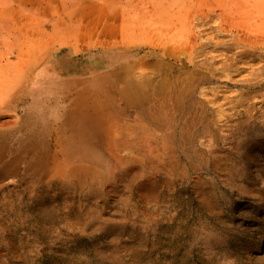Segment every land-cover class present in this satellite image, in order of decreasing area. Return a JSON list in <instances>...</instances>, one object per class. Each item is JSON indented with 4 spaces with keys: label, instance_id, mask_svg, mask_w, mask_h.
I'll list each match as a JSON object with an SVG mask.
<instances>
[{
    "label": "bare ground",
    "instance_id": "6f19581e",
    "mask_svg": "<svg viewBox=\"0 0 264 264\" xmlns=\"http://www.w3.org/2000/svg\"><path fill=\"white\" fill-rule=\"evenodd\" d=\"M78 1L58 0L47 14L27 6L37 16L24 29L0 1V245L13 228L21 231L20 247L24 234L36 247L64 245L43 264H129L144 254L150 262L194 233V202L206 193L192 177L209 164V145L194 148L184 93L162 77L147 84L133 78L140 47L98 40L83 64L78 32L66 27ZM99 4L119 16L122 32L136 23L131 12L143 16L158 2ZM214 161L227 166L228 158ZM181 187L194 195L182 200ZM166 223L174 232L168 240ZM257 231L260 238L264 224Z\"/></svg>",
    "mask_w": 264,
    "mask_h": 264
},
{
    "label": "rangeland",
    "instance_id": "374dc122",
    "mask_svg": "<svg viewBox=\"0 0 264 264\" xmlns=\"http://www.w3.org/2000/svg\"><path fill=\"white\" fill-rule=\"evenodd\" d=\"M0 1L22 29L37 16L27 6L47 14L58 2ZM99 2L79 0L76 10L67 13L66 27L78 32V46L84 49L83 64L92 59L94 52L86 50L98 40L106 46L122 41L140 47L144 56L136 58L133 78L146 84L165 79L169 90L184 93L181 107L195 119L194 148L202 152L198 144L209 145V164L192 177L206 193L203 201L197 197L194 202V233L182 234L150 262L144 254L129 264H264V233L257 237V227L264 224V0H156L157 9L149 6L142 18L139 9L131 12L136 23L122 32L119 16ZM234 141L237 151L231 149ZM222 156L228 158L227 166L214 161ZM191 190L181 187L176 194L184 200L194 195ZM172 230L166 223L163 238L170 239ZM19 233L13 228L7 232L0 264H43L49 252L64 247H36L25 234L27 245L20 247Z\"/></svg>",
    "mask_w": 264,
    "mask_h": 264
}]
</instances>
